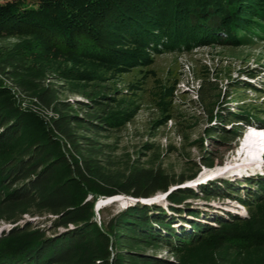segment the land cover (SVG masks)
I'll return each instance as SVG.
<instances>
[{
	"label": "rangeland",
	"instance_id": "obj_1",
	"mask_svg": "<svg viewBox=\"0 0 264 264\" xmlns=\"http://www.w3.org/2000/svg\"><path fill=\"white\" fill-rule=\"evenodd\" d=\"M36 37L0 35V105L11 102L25 114L22 135L0 145V168L34 140L45 139L51 118L75 112L81 119L73 130L81 135L83 156L96 159L118 178L146 168L174 180L149 201L98 195L93 202L97 225L138 204L161 209L149 213L171 219L178 234L194 231L191 220L211 226L224 221L230 231L264 234V150L253 155L240 150L247 136V142L256 134L264 136V127L251 132L225 124L230 114L240 113L264 125V35L251 36L241 45L206 43L183 51H146L147 60L125 66L38 47ZM136 54L144 56L141 49ZM39 93L50 94L52 103L46 106ZM93 98L99 102L93 103ZM222 127L242 130L241 136L221 134ZM186 189L191 196L185 193L181 202L170 201L172 192ZM4 206L0 204V249L11 241L13 226L47 227L53 216L30 201L9 210ZM173 208L180 211L173 213ZM251 240L242 246L219 244L217 234H209L177 252L159 246L134 249L173 264H264V242Z\"/></svg>",
	"mask_w": 264,
	"mask_h": 264
},
{
	"label": "trees",
	"instance_id": "obj_2",
	"mask_svg": "<svg viewBox=\"0 0 264 264\" xmlns=\"http://www.w3.org/2000/svg\"><path fill=\"white\" fill-rule=\"evenodd\" d=\"M23 34L36 35L38 47L125 66L147 60L146 51H183L206 43L241 45L251 36L260 37L264 35V0H4L0 35ZM122 45L135 49L123 51ZM138 49L144 56L134 57ZM38 97L46 106L53 100L50 94ZM80 119L75 112L59 113L51 118L45 139L34 140L11 164L1 166L0 204L5 210L30 201L53 216L47 227L13 226L11 241L0 249V264H173L134 247L159 246L177 252L209 234H217L219 244L242 246L251 244L252 238L264 242L263 233L230 231L229 222L224 221L211 226L191 220L188 224L194 231L178 234L171 219L149 213L161 209L138 204L97 225L93 202L98 195L149 196L166 190L174 180L158 169H135L120 178L105 171L96 159L81 154V135L73 130ZM254 120L237 113L230 114L225 124L264 127ZM24 125L23 112L11 102L0 105V145L20 137ZM241 131L222 127L218 132L240 137ZM185 193L192 195L189 189L172 192L170 201L181 202Z\"/></svg>",
	"mask_w": 264,
	"mask_h": 264
},
{
	"label": "bare ground",
	"instance_id": "obj_3",
	"mask_svg": "<svg viewBox=\"0 0 264 264\" xmlns=\"http://www.w3.org/2000/svg\"><path fill=\"white\" fill-rule=\"evenodd\" d=\"M251 131V130H250ZM249 131V132H250ZM252 132V131H251ZM259 135V136H257ZM247 136V135H246ZM249 136L246 137L245 141L241 143V154H244L246 151H249L247 153V155H253L255 153V151H263L264 150V136H262V134H256L253 138V142H247V138ZM253 137V136H252ZM251 138V137H250ZM252 139V138H251ZM246 161V160H245ZM248 162V161H247ZM250 163V162H249ZM251 165V164H250Z\"/></svg>",
	"mask_w": 264,
	"mask_h": 264
},
{
	"label": "water",
	"instance_id": "obj_4",
	"mask_svg": "<svg viewBox=\"0 0 264 264\" xmlns=\"http://www.w3.org/2000/svg\"><path fill=\"white\" fill-rule=\"evenodd\" d=\"M159 191H161V190H159ZM157 192V191H156ZM156 192H154V193H156ZM153 193V194H154ZM152 194V195H153ZM152 195H149V196H139V197H133V196H129V195H127L130 199H134V200H144V201H149V200H152Z\"/></svg>",
	"mask_w": 264,
	"mask_h": 264
},
{
	"label": "clouds",
	"instance_id": "obj_5",
	"mask_svg": "<svg viewBox=\"0 0 264 264\" xmlns=\"http://www.w3.org/2000/svg\"><path fill=\"white\" fill-rule=\"evenodd\" d=\"M253 127V126H252Z\"/></svg>",
	"mask_w": 264,
	"mask_h": 264
}]
</instances>
